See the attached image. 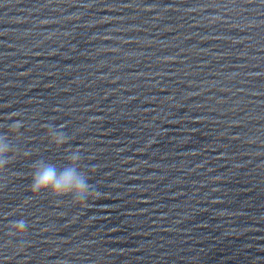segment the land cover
<instances>
[{
    "label": "clouds",
    "instance_id": "1",
    "mask_svg": "<svg viewBox=\"0 0 264 264\" xmlns=\"http://www.w3.org/2000/svg\"><path fill=\"white\" fill-rule=\"evenodd\" d=\"M23 123L15 121L7 128V133H0V178L6 177L7 165L21 153V150L14 143V136L20 133ZM50 143L57 147H63L72 139L63 129L65 125H45ZM66 163L60 167L45 159H37L31 164L29 189L33 194H48L57 199L70 197L77 205L87 206L91 199L100 195L99 190L93 183H90V170L85 171L83 165L82 151L79 147L65 148ZM24 155H30L24 152ZM29 223L24 219L10 222L7 236L20 238L27 235ZM22 246H27L21 243Z\"/></svg>",
    "mask_w": 264,
    "mask_h": 264
}]
</instances>
